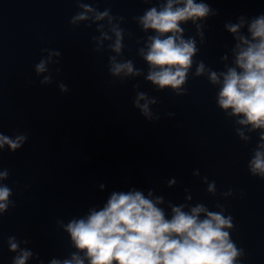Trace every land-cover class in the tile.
Segmentation results:
<instances>
[{"label": "water", "instance_id": "1", "mask_svg": "<svg viewBox=\"0 0 264 264\" xmlns=\"http://www.w3.org/2000/svg\"><path fill=\"white\" fill-rule=\"evenodd\" d=\"M169 3L173 11L186 6L0 0V136L24 137L15 150L0 147V173H7L0 188L10 190L0 201V264H17L26 252L24 264H91L68 225L104 210L113 194L139 192L168 221L176 208L192 215L197 207L205 209L198 221L208 213L232 221L264 126L242 123L246 115L222 107L220 93L230 69L244 73L240 54L264 39L252 28L264 18V0H194L209 12L178 21L181 31L146 28V14ZM157 37L194 42L178 88L148 79L161 71L146 59ZM128 64L131 72L115 71Z\"/></svg>", "mask_w": 264, "mask_h": 264}, {"label": "clouds", "instance_id": "2", "mask_svg": "<svg viewBox=\"0 0 264 264\" xmlns=\"http://www.w3.org/2000/svg\"><path fill=\"white\" fill-rule=\"evenodd\" d=\"M209 8L204 4H195L194 0H186V6L172 10L169 3L167 9L157 13L153 8L143 18L144 26L159 32H179L178 21L194 16H205ZM101 14L97 18H102ZM84 15L76 19H84ZM254 36L264 38V18L253 26ZM231 31L237 30L230 26ZM119 36V33H117ZM120 48L117 40L116 50ZM196 49L194 42L180 41L177 44L173 37L161 40L154 38L151 51L146 59L153 65H158L161 71L152 72L148 79L160 85L178 88L185 79L187 69L192 63ZM237 63L245 71L238 74L230 69L225 76L224 86L220 93L222 107H232L235 113H244L247 121L257 127L264 126V39L258 45H252L238 57ZM131 65H117L118 73ZM176 70L173 71L172 68ZM38 71H44V63L37 66ZM203 71L200 65L198 72ZM213 82L218 78L212 73ZM47 79V78H46ZM145 110L147 106L145 105ZM18 137L13 141L0 136V147L4 143L13 150L20 147ZM264 154L257 153L254 168L264 171ZM6 176L7 173H0ZM10 190L0 188V201H6ZM0 204V209H5ZM192 215L174 209L176 213L171 221L165 220L163 212L153 203L145 199L141 193L113 194L108 206L99 212H93L87 221H74L68 225L72 239L81 249H87L91 264H233L237 256L235 246L228 241V233L222 229L231 227L230 219H225L216 213H208V219L198 221L197 214L205 211L202 207L194 208ZM17 247L12 244L13 250ZM30 253H24L17 264H24ZM53 264H58L53 261ZM65 264H70L66 261ZM77 264H83L77 259Z\"/></svg>", "mask_w": 264, "mask_h": 264}]
</instances>
